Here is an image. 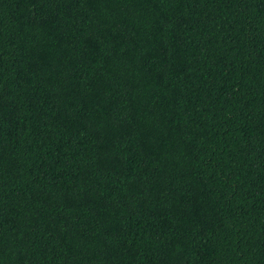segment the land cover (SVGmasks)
Instances as JSON below:
<instances>
[{"label": "trees", "instance_id": "16d2710c", "mask_svg": "<svg viewBox=\"0 0 264 264\" xmlns=\"http://www.w3.org/2000/svg\"><path fill=\"white\" fill-rule=\"evenodd\" d=\"M0 264H264V0H0Z\"/></svg>", "mask_w": 264, "mask_h": 264}]
</instances>
